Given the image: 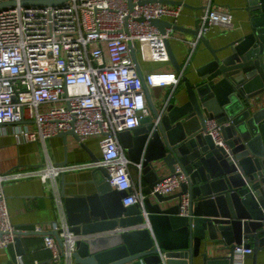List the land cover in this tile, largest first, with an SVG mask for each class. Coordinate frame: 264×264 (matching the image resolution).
I'll list each match as a JSON object with an SVG mask.
<instances>
[{"label": "water", "instance_id": "95a60500", "mask_svg": "<svg viewBox=\"0 0 264 264\" xmlns=\"http://www.w3.org/2000/svg\"><path fill=\"white\" fill-rule=\"evenodd\" d=\"M159 1L187 5L183 0ZM15 3L3 0L0 8ZM246 8L250 11L247 32L219 47L209 44L197 23L186 28L164 18L150 19L162 32L171 27L198 34L211 57L197 68L194 83L182 76L188 97L184 102L156 106L144 82L149 113L137 126L118 132L122 150L131 160L128 167L134 184L139 178L144 181L146 215L138 204L122 203L127 191L111 187L108 171L98 163L100 156L81 144L90 158L91 176L85 184L91 192L67 195L61 191L70 229L94 232L77 240L72 254L75 263L234 264L235 247L241 245L251 249L255 264L256 251L264 246V0H248ZM165 45L170 62L179 70L169 38ZM128 46L142 76L135 47ZM213 118L230 120L221 128L223 145L202 132L206 120ZM56 134L64 142L67 135L79 140L72 129ZM175 163L187 174L180 191L152 193L162 164L173 172ZM182 192L189 196L187 214H180ZM20 234L15 237L17 243ZM214 243L212 250L223 252L208 255Z\"/></svg>", "mask_w": 264, "mask_h": 264}, {"label": "built area", "instance_id": "2783aa9c", "mask_svg": "<svg viewBox=\"0 0 264 264\" xmlns=\"http://www.w3.org/2000/svg\"><path fill=\"white\" fill-rule=\"evenodd\" d=\"M15 2L12 7L0 8V134L6 123H15L11 133L17 142L39 139L46 158L36 167L0 172V247L6 248L25 230L11 221L4 182L35 176L50 190L57 217L50 222L49 230L41 224L32 230L42 233L53 264H73L77 240L94 232L75 233L70 229L58 177L76 164L53 162L45 140L68 129L74 130L80 140L98 135V163L108 171L109 184L127 191L122 198L124 205L136 203L146 215L145 193L140 183L132 180L128 167L131 160L122 150L118 132L137 126L149 113L144 82L147 86L174 87L182 70L148 71L140 76L128 44L135 47L137 61L167 60L165 39L173 37V30L165 27L162 32L150 19L167 16L173 23L182 5L159 0H131V6L128 0H66L58 5L35 6ZM212 25L232 27V13L208 4L199 17V31L204 33ZM197 40L198 34L194 40H186L191 50ZM44 103L48 107L40 109ZM25 118L34 120V130L18 125ZM229 123L208 119L202 132L223 145L221 128ZM173 168L153 184L152 193L180 191L187 174L178 163ZM188 199L187 192L180 194V214L188 213ZM250 253V248L236 246L234 264H242ZM17 260L24 264L20 255Z\"/></svg>", "mask_w": 264, "mask_h": 264}, {"label": "crops", "instance_id": "0c3cea01", "mask_svg": "<svg viewBox=\"0 0 264 264\" xmlns=\"http://www.w3.org/2000/svg\"><path fill=\"white\" fill-rule=\"evenodd\" d=\"M187 5H182L181 13L176 21L180 26L194 28V24L199 25V17L205 11V7H216L229 10L232 13V27L224 28L218 25L204 32L209 44L213 47L225 45L230 40L247 32L249 10L246 8L248 0H183ZM172 21L170 17H162ZM173 37L170 38V45L173 51L175 62L179 64V70L182 75L177 84L172 86H147L150 98L156 106L163 103H181L188 99L185 81L186 77L191 83L198 79L197 68L203 65L211 55L206 45L198 39L194 48L186 40H194L195 34L190 31L173 30ZM141 74L148 71H177L169 58L167 60H145L138 58ZM48 104H40V109H46ZM29 130H34L35 123L33 119L25 118L18 123ZM15 123H6L3 126V133L0 134V172L8 170H20L21 168H31L43 163L46 155L44 146L38 140H31L18 143L12 136V128ZM84 145L92 149L101 157L99 147V136L91 134L82 140H77L74 135H67L65 142L63 137L56 134L45 140L47 154L53 162L65 164H76L74 168L65 171L58 177L59 188L67 195L85 194L91 192L85 181L91 176V168L88 164L90 158ZM66 158V162L63 159ZM170 173L169 168L162 164L158 171L159 178ZM138 183L143 187L144 181L139 178ZM87 187V188H86ZM3 190L6 195L7 207H9L11 221L19 229H25L18 236V243H9L6 248L0 247V264H18L17 256L20 255L24 264H49L50 251L43 245L42 233L32 230L35 225H40L44 230H49L50 222L56 219V209L53 204L51 192L40 178L22 177L18 180L4 182ZM152 197L154 201L155 198ZM173 200L167 201L171 204ZM64 206V203H63ZM31 231V232H26ZM214 243L207 249L208 255H213L223 251H214ZM202 249V246L200 247ZM53 264V263H52ZM62 264V262L60 263ZM73 264H80L74 262ZM129 264H140L139 262H130ZM242 264H253L252 254L244 256ZM255 264H264V246L256 251Z\"/></svg>", "mask_w": 264, "mask_h": 264}]
</instances>
